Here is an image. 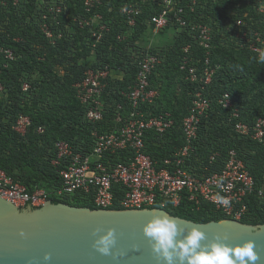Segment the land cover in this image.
Returning a JSON list of instances; mask_svg holds the SVG:
<instances>
[{
  "label": "trees",
  "instance_id": "trees-1",
  "mask_svg": "<svg viewBox=\"0 0 264 264\" xmlns=\"http://www.w3.org/2000/svg\"><path fill=\"white\" fill-rule=\"evenodd\" d=\"M39 1L0 2V47L1 50H11L13 54V58L8 59L0 52V168L30 192L38 187L59 185V176L50 163L53 140L63 138L80 142L91 128V124L84 121L85 106L77 100L74 87L88 67L107 64L114 72L113 77L105 79L101 99L111 105L105 108L104 119L98 128L114 125L115 103L123 99L119 90L133 84L137 69L133 58L146 50L138 41L149 28V18L161 10L156 0H102V4L90 12L85 11L84 0H59L66 11L58 14V24H49L54 35L52 43L33 18ZM226 1L196 0L194 12L186 8L183 13L186 19L211 26L212 44L208 55L187 28H180L173 21L160 29H174L172 42L147 49L161 58L149 78L150 86L158 91L153 112H170L173 123L162 133L147 132L146 149L153 159L159 160L183 144L181 121L195 86L179 68L184 56L183 47L188 45L198 72L206 57L209 65L216 67L204 89L209 108L200 119L195 153L203 156L209 151L219 150L223 155L229 148H234L249 173L257 180H263L264 138L261 142L239 138L228 119L233 109L238 110L240 120L249 124L256 117L264 118V59L231 41L222 23ZM126 2L136 3L140 8L133 26H128L125 16L120 13V7ZM181 2L185 6L191 0ZM240 9L237 13H253L246 6ZM96 12L102 15L109 27L98 41L91 37L88 26L80 27L74 20L76 16L88 17ZM257 17H264V13ZM249 25L255 26L250 22ZM57 32L61 34L59 37ZM119 35L123 37L118 39ZM91 55L93 59L86 61ZM57 66L61 67L62 73L57 71ZM115 73L121 76L117 77ZM24 83L28 85L26 90L22 89ZM225 92L230 97L231 107H223L218 102ZM128 109V104H124L120 115L124 116ZM20 115L30 119V125L23 134L13 128ZM38 127H43V131L37 132ZM51 200L95 208L92 202L78 194L72 199ZM255 204L254 201L250 204L249 217L242 222L252 225L264 223ZM113 207L119 208L118 205ZM167 210L171 215L195 222L224 218L208 203L192 209L185 198Z\"/></svg>",
  "mask_w": 264,
  "mask_h": 264
},
{
  "label": "built area",
  "instance_id": "built-area-1",
  "mask_svg": "<svg viewBox=\"0 0 264 264\" xmlns=\"http://www.w3.org/2000/svg\"><path fill=\"white\" fill-rule=\"evenodd\" d=\"M4 1L0 0L1 3ZM10 1L16 4L18 0ZM156 1L161 10L149 18V27L158 31L173 21L180 28H187L208 55L212 44L211 26L183 16L186 8L194 12L196 0L185 6L181 5V0ZM225 3L222 23L231 41L238 47H245L257 58L264 59V17H257L264 13V0H227ZM101 4L102 0L83 1L86 12ZM242 6L249 7L253 13L243 10L237 13ZM52 9L55 14L66 11L61 3ZM120 13L125 16L127 25L133 26L140 8L136 3L126 2L120 7ZM74 20L80 27H93L91 36L95 41L100 40L109 29L98 12L88 17L76 16ZM54 21L52 24H58L57 20ZM249 22L255 26L251 27ZM41 29L53 43L50 26H42ZM60 35L57 34L58 37ZM122 37L119 35L118 39ZM2 50L6 58H13L11 50ZM141 52L140 56L133 58L137 68L133 84L119 90L123 99L115 103L114 125L111 127L100 129L98 125L104 119L105 108L111 105L101 99V94L106 86L105 79L114 76L113 70L107 64L88 67L83 78L74 84L76 98L85 106L84 121L90 123L91 128L80 142L63 138L53 140L50 163L59 176V185L38 187L30 192L24 184L0 168V196L7 200L42 204L47 199H72L78 194L96 208L107 209L118 205L119 208L156 207L166 210L167 207H176L185 198L192 209H198L201 203H208L224 218L241 222L249 217V206L254 201L264 218V179L257 180L249 173L236 149L229 148L223 155L219 150L209 151L203 156L195 153L200 119L209 108L204 89L216 67H211L206 57L198 72L188 45L183 47L184 56L179 68L185 71V78L195 86L181 121L183 144L159 160L148 153L146 133L164 132L172 125L173 119L168 111L153 112L158 91L150 86L149 78L161 58L147 49ZM27 87L26 83L22 85L23 90ZM218 102L223 107L232 106L227 92L221 95ZM124 104H128L129 109L121 116ZM228 121L239 138L263 140V117H256L249 124L240 120L238 110L233 109ZM28 125L29 117L20 115L13 128L23 134ZM42 131L43 127L37 128V132ZM225 199L229 204L223 203Z\"/></svg>",
  "mask_w": 264,
  "mask_h": 264
},
{
  "label": "water",
  "instance_id": "water-1",
  "mask_svg": "<svg viewBox=\"0 0 264 264\" xmlns=\"http://www.w3.org/2000/svg\"><path fill=\"white\" fill-rule=\"evenodd\" d=\"M27 205V206H25ZM163 212L185 229L198 228L209 241L214 234L228 237L225 243L240 245L251 239L264 264V223L252 225L230 218L195 222L171 215L164 208H90L47 199L42 204L7 200L0 196V264H163L151 252L142 225ZM108 228L116 232L115 250L123 256L102 255L93 247L96 236ZM23 235H20V233Z\"/></svg>",
  "mask_w": 264,
  "mask_h": 264
},
{
  "label": "clouds",
  "instance_id": "clouds-1",
  "mask_svg": "<svg viewBox=\"0 0 264 264\" xmlns=\"http://www.w3.org/2000/svg\"><path fill=\"white\" fill-rule=\"evenodd\" d=\"M223 203L229 204V201L225 199ZM99 231H93L96 237L93 247L97 252L114 258L125 254L122 250L113 251L116 246L113 228L96 236ZM141 232L148 240L154 258L163 261V264H257L260 258L251 239L240 245H229L224 242L228 237L217 233L209 241L202 230L195 227L185 230L177 220L163 212L153 214L142 225ZM41 259L47 264L51 255L45 252Z\"/></svg>",
  "mask_w": 264,
  "mask_h": 264
},
{
  "label": "crops",
  "instance_id": "crops-1",
  "mask_svg": "<svg viewBox=\"0 0 264 264\" xmlns=\"http://www.w3.org/2000/svg\"><path fill=\"white\" fill-rule=\"evenodd\" d=\"M174 29L168 28L165 30H153L152 27L147 28L144 33L141 35L138 43H140L143 48L149 49L154 46H164L172 42L173 40ZM146 39V40H144ZM148 40V42H146ZM144 41V42H143ZM93 59V55L89 56L86 61H91ZM116 76L120 77V74H116Z\"/></svg>",
  "mask_w": 264,
  "mask_h": 264
},
{
  "label": "rangeland",
  "instance_id": "rangeland-1",
  "mask_svg": "<svg viewBox=\"0 0 264 264\" xmlns=\"http://www.w3.org/2000/svg\"><path fill=\"white\" fill-rule=\"evenodd\" d=\"M18 1L20 2V0H18ZM56 4H60L59 0H43V1L41 0V2L39 1L36 4L39 8H36L37 9L36 10L37 14H35L33 12L34 13L33 18H35L36 21H38V23H39L38 25L40 27L47 26V25L49 26V24L52 25V22L54 20H58L59 19V15L55 14L53 9H52L53 7L56 6ZM92 30H94L93 27L90 28V32L91 33H92ZM57 34L59 35L60 33L58 32ZM144 40H146V39H144ZM146 42H148V40ZM0 52L4 53L3 50H1V47H0ZM4 56H5V53H4ZM56 68H57V71L62 73V69H61L60 66H57Z\"/></svg>",
  "mask_w": 264,
  "mask_h": 264
}]
</instances>
